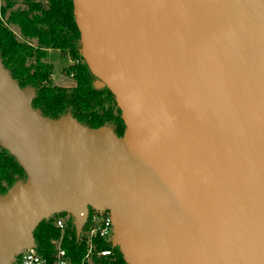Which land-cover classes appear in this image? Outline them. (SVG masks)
Instances as JSON below:
<instances>
[{
    "label": "water",
    "instance_id": "95a60500",
    "mask_svg": "<svg viewBox=\"0 0 264 264\" xmlns=\"http://www.w3.org/2000/svg\"><path fill=\"white\" fill-rule=\"evenodd\" d=\"M122 137L32 109L0 60V264L52 215L111 213L125 264H264V0H72Z\"/></svg>",
    "mask_w": 264,
    "mask_h": 264
},
{
    "label": "trees",
    "instance_id": "16d2710c",
    "mask_svg": "<svg viewBox=\"0 0 264 264\" xmlns=\"http://www.w3.org/2000/svg\"><path fill=\"white\" fill-rule=\"evenodd\" d=\"M44 1L45 7L38 8L36 13L17 8L0 21V60L3 68L19 88L33 89L31 107L42 117L57 120L70 116L81 126L108 128L117 137H122L126 127L115 96L106 87H96L97 78L82 57L72 0ZM11 27L18 30L20 40ZM47 50L58 51L68 57L71 64L66 74L72 77L73 87L52 85L51 66L42 61ZM25 178L14 157L0 148V196ZM59 236L60 231L53 226L52 219L41 221L33 232L37 253L50 259L54 251L51 242ZM62 248L71 258V264L80 263L85 248L83 242L77 240L72 223L64 231ZM96 248L110 249V244L98 240ZM112 252L109 261H101L102 264H125L117 247ZM93 260L97 262L95 257ZM12 264L18 263L14 260Z\"/></svg>",
    "mask_w": 264,
    "mask_h": 264
},
{
    "label": "built area",
    "instance_id": "2783aa9c",
    "mask_svg": "<svg viewBox=\"0 0 264 264\" xmlns=\"http://www.w3.org/2000/svg\"><path fill=\"white\" fill-rule=\"evenodd\" d=\"M53 226L60 231V236L57 240H53V254L51 258L44 257L37 253L36 249H26L22 251L14 260L18 264H71V258L62 248V237L68 224L72 223L73 217L67 213H59L52 215ZM114 227L110 211L107 209H99L93 206H88L85 214V221L81 227V232L78 241L84 244V254L79 264H102L101 261H106L112 257ZM102 240L110 244V249L97 250L96 241ZM93 257L97 260L94 262Z\"/></svg>",
    "mask_w": 264,
    "mask_h": 264
},
{
    "label": "rangeland",
    "instance_id": "374dc122",
    "mask_svg": "<svg viewBox=\"0 0 264 264\" xmlns=\"http://www.w3.org/2000/svg\"><path fill=\"white\" fill-rule=\"evenodd\" d=\"M44 0H0V21L5 20L8 13L14 9H26L31 13H36L38 8H44ZM14 35L18 40V30L11 27ZM34 45V41H31ZM51 66L52 70V85L58 87L69 88L74 86V81L70 75L66 74V69L71 64L68 57L58 51L47 50L45 58L42 60ZM26 178L23 182H25Z\"/></svg>",
    "mask_w": 264,
    "mask_h": 264
}]
</instances>
